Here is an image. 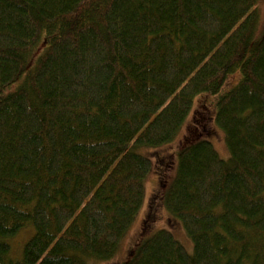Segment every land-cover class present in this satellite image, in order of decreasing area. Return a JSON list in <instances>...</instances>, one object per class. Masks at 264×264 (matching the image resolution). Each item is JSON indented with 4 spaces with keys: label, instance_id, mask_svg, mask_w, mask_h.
Returning a JSON list of instances; mask_svg holds the SVG:
<instances>
[{
    "label": "trees",
    "instance_id": "1",
    "mask_svg": "<svg viewBox=\"0 0 264 264\" xmlns=\"http://www.w3.org/2000/svg\"><path fill=\"white\" fill-rule=\"evenodd\" d=\"M257 3L0 0V264L111 258L152 166L129 145L171 142L202 93L215 96L228 158L207 137L185 144L162 197L192 252L159 228L119 264H264ZM26 225L12 258L9 239Z\"/></svg>",
    "mask_w": 264,
    "mask_h": 264
},
{
    "label": "rangeland",
    "instance_id": "2",
    "mask_svg": "<svg viewBox=\"0 0 264 264\" xmlns=\"http://www.w3.org/2000/svg\"><path fill=\"white\" fill-rule=\"evenodd\" d=\"M257 10L260 17L257 33L260 34L264 27V0H258ZM40 48L41 45L33 54L37 53ZM238 78V72L230 74L225 81L224 89L233 85ZM22 79L23 75L10 85L4 91V94L16 89ZM214 103V95L208 93L197 95L175 138L167 144L154 148L136 144L129 145L128 148L132 151L150 157L152 163L151 170L145 178L142 204L112 257L109 259H93V262L86 260L87 264H119L130 257L137 244L145 236L159 228L170 230L185 250L188 253L192 252L193 247L190 238L182 224L165 209L162 197L175 173L176 153L185 144L197 138L207 137L219 156L223 159L228 158L229 152L224 141L223 132L213 120ZM33 231L31 225H26L9 239L12 258L18 259L21 257L23 246L31 237Z\"/></svg>",
    "mask_w": 264,
    "mask_h": 264
}]
</instances>
